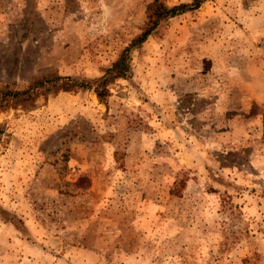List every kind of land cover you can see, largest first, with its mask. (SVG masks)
Segmentation results:
<instances>
[{
    "label": "rangeland",
    "instance_id": "obj_1",
    "mask_svg": "<svg viewBox=\"0 0 264 264\" xmlns=\"http://www.w3.org/2000/svg\"><path fill=\"white\" fill-rule=\"evenodd\" d=\"M149 1L0 0V83L99 76ZM129 57L104 102L0 111V264H264V0H204Z\"/></svg>",
    "mask_w": 264,
    "mask_h": 264
},
{
    "label": "trees",
    "instance_id": "obj_2",
    "mask_svg": "<svg viewBox=\"0 0 264 264\" xmlns=\"http://www.w3.org/2000/svg\"><path fill=\"white\" fill-rule=\"evenodd\" d=\"M204 0H189L174 5H168L164 0H151L145 8V17L139 32L135 34L121 49L118 56L107 66L103 72L93 78H76L69 75H60L57 72H49L38 77H33L29 82L17 87L14 83H0V111L8 108L30 110L35 107V101L42 97L59 91L91 90L98 102H104L109 95L108 86L116 79L126 78L130 72V52L154 33L159 26L169 18L197 9ZM0 125V136L2 134ZM82 178H78L81 181ZM175 191V190H174ZM173 191V192H174Z\"/></svg>",
    "mask_w": 264,
    "mask_h": 264
}]
</instances>
